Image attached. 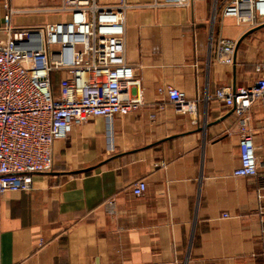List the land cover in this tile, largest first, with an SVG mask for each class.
Wrapping results in <instances>:
<instances>
[{"label":"crops","instance_id":"0c3cea01","mask_svg":"<svg viewBox=\"0 0 264 264\" xmlns=\"http://www.w3.org/2000/svg\"><path fill=\"white\" fill-rule=\"evenodd\" d=\"M8 3L18 10L14 27L66 18L44 10L61 0ZM211 8L192 0L127 11L125 57L140 80L141 107L110 126L93 117L74 127L54 141L49 173L34 174L29 191L0 194V264H264V191L256 178L233 176L239 121L213 98L220 86L252 82L264 60V25L219 13L212 23ZM219 36L237 43L231 63L210 47ZM168 86L199 98L196 117L174 110ZM255 110L249 128L263 168ZM139 179L146 191L135 196Z\"/></svg>","mask_w":264,"mask_h":264},{"label":"built area","instance_id":"2783aa9c","mask_svg":"<svg viewBox=\"0 0 264 264\" xmlns=\"http://www.w3.org/2000/svg\"><path fill=\"white\" fill-rule=\"evenodd\" d=\"M219 14L249 28L264 25V0H219ZM192 0H61L46 11L65 15L57 22L14 27V10L3 2L6 37L0 40V194L29 191L33 175L53 169V143L65 139L74 127L93 117L110 126L142 105L136 68L125 57V19L137 8L188 7ZM236 41L222 36L211 41L215 57L233 61ZM57 72L58 91L52 74ZM253 80L238 86H220L213 98L238 118L239 164L232 174L258 180L264 191L261 168L249 128L251 111L264 120V60L256 62ZM166 93L179 114L196 117L199 98H188L168 86ZM154 117V115H151ZM264 126V125H263ZM132 193L141 196L146 182L136 180ZM227 216V214H224Z\"/></svg>","mask_w":264,"mask_h":264},{"label":"rangeland","instance_id":"374dc122","mask_svg":"<svg viewBox=\"0 0 264 264\" xmlns=\"http://www.w3.org/2000/svg\"><path fill=\"white\" fill-rule=\"evenodd\" d=\"M209 1H212V7H213V8H211L210 19H211V22L214 23L215 22V16L219 13L218 11H219L221 2L219 0H209ZM260 32H264V29H262V31H260ZM258 36H260V38H263V36L261 35V33L258 34ZM254 110L251 111V114H252V112ZM254 112H257V110H255ZM261 123H262V125H264V120L263 119L261 120Z\"/></svg>","mask_w":264,"mask_h":264},{"label":"trees","instance_id":"16d2710c","mask_svg":"<svg viewBox=\"0 0 264 264\" xmlns=\"http://www.w3.org/2000/svg\"><path fill=\"white\" fill-rule=\"evenodd\" d=\"M58 79H59V74L57 72H54L52 74V84H53V87L57 86Z\"/></svg>","mask_w":264,"mask_h":264},{"label":"water","instance_id":"95a60500","mask_svg":"<svg viewBox=\"0 0 264 264\" xmlns=\"http://www.w3.org/2000/svg\"><path fill=\"white\" fill-rule=\"evenodd\" d=\"M260 26H258V27H256V28H259ZM256 28H254V29H256Z\"/></svg>","mask_w":264,"mask_h":264}]
</instances>
